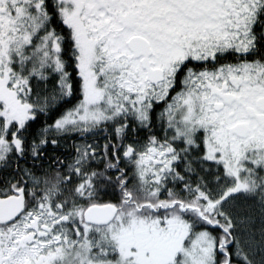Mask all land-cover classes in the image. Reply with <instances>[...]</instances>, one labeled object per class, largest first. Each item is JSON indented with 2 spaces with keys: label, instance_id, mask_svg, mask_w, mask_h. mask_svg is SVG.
<instances>
[{
  "label": "snow or ice",
  "instance_id": "obj_1",
  "mask_svg": "<svg viewBox=\"0 0 264 264\" xmlns=\"http://www.w3.org/2000/svg\"><path fill=\"white\" fill-rule=\"evenodd\" d=\"M0 264H264V0H0Z\"/></svg>",
  "mask_w": 264,
  "mask_h": 264
}]
</instances>
